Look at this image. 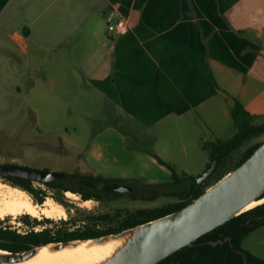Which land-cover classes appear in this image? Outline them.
I'll use <instances>...</instances> for the list:
<instances>
[{
  "label": "crops",
  "instance_id": "0c3cea01",
  "mask_svg": "<svg viewBox=\"0 0 264 264\" xmlns=\"http://www.w3.org/2000/svg\"><path fill=\"white\" fill-rule=\"evenodd\" d=\"M112 8L125 14L126 35L104 30ZM13 11L20 26L10 32ZM6 37L25 53L58 49L52 84L61 69L90 74L86 96L122 114L177 175L201 174L203 145L235 134L236 100L264 123V0H0L2 63Z\"/></svg>",
  "mask_w": 264,
  "mask_h": 264
},
{
  "label": "rangeland",
  "instance_id": "374dc122",
  "mask_svg": "<svg viewBox=\"0 0 264 264\" xmlns=\"http://www.w3.org/2000/svg\"><path fill=\"white\" fill-rule=\"evenodd\" d=\"M17 12H12L10 32L20 26ZM104 30L108 31L107 24ZM50 40L49 37L40 39L45 45ZM3 41L9 59L2 63L5 55L0 54V164L66 172L70 177L65 181L78 188H83L80 183L82 177L114 178L116 181H128L136 187V191L131 193L110 194L105 201L93 197L88 202L82 200L80 191L71 190L68 192L74 195H64L66 199L75 201L65 199L70 207L54 198L50 191L46 200L60 205L65 212L48 216L54 224L67 229L77 228V225L83 228L91 223L108 226L123 219L129 211L181 200V195L190 189L191 178L177 175L172 165H161L153 155V147L138 142L128 129L126 118L118 112H110L100 96H86L90 74L77 70L74 76H67V72L61 69L60 80L52 84L53 60L56 57V61L63 64L57 48H38L25 53L9 37ZM62 55L67 59L68 55ZM39 62L41 64L35 66ZM260 141H264V134L246 141L227 157L222 170L233 169L246 149ZM217 177L213 175L210 183L214 184ZM34 185L44 186L37 181ZM12 187L22 189L0 178L1 191ZM22 190L27 192L33 204L38 205L31 193ZM117 212V220H96L105 213L116 218ZM24 216L30 219L45 217L42 213L35 216L24 212L16 217L8 215L0 219V224L7 221L8 225L28 230L30 226H27ZM243 247L264 258V225L245 237Z\"/></svg>",
  "mask_w": 264,
  "mask_h": 264
},
{
  "label": "water",
  "instance_id": "95a60500",
  "mask_svg": "<svg viewBox=\"0 0 264 264\" xmlns=\"http://www.w3.org/2000/svg\"><path fill=\"white\" fill-rule=\"evenodd\" d=\"M220 158L221 154H218L197 177L198 183L205 181L214 173ZM0 175L52 182L65 178L67 173L20 164H0ZM130 189L131 187L118 188L120 191ZM263 194L264 142L239 166L178 210L98 237L49 242L22 251L0 248V264H18L46 246L50 248L85 246L95 249L97 255L91 264H158L183 247L194 245L204 234L264 203ZM254 201L258 203L248 208ZM226 240L231 241V237L211 243L216 245ZM245 262L247 264L246 256Z\"/></svg>",
  "mask_w": 264,
  "mask_h": 264
},
{
  "label": "trees",
  "instance_id": "16d2710c",
  "mask_svg": "<svg viewBox=\"0 0 264 264\" xmlns=\"http://www.w3.org/2000/svg\"><path fill=\"white\" fill-rule=\"evenodd\" d=\"M231 116L236 128L235 134L230 138L217 139L203 145V148L209 151L212 160L218 154H221L216 170L202 183H198L197 181V177L200 174L198 176H189L192 181L190 189L181 195L179 202L129 211L124 215L118 227L98 228L97 223H93L92 225H87L86 228L78 229L76 232L60 228L56 234L52 232V229L44 231L32 230L26 234H21L11 229L0 228V248L22 251L49 242L98 237L153 220L188 205L212 185L210 179L213 175H218L217 182L226 173L244 162L264 142L260 141L251 145L246 149L233 169L223 171L222 168L225 165L226 159L233 151L241 147L246 141L264 134V123H254L252 114L239 100H236ZM153 155L160 162H163L155 152H153ZM211 162L208 163L207 167ZM100 180V177H94L91 181L99 182ZM84 198H92V195L84 194ZM99 217L107 218L109 216L100 215ZM262 219H264V203L241 213L204 234L195 241L194 245L183 247L158 264H246L245 256L247 264H264V258L255 255L243 247L245 237L258 226L264 225V220ZM25 220L31 223L29 217ZM226 237H231V241L226 240L224 243L216 245L211 243V241L224 240Z\"/></svg>",
  "mask_w": 264,
  "mask_h": 264
},
{
  "label": "flooded vegetation",
  "instance_id": "af4514ba",
  "mask_svg": "<svg viewBox=\"0 0 264 264\" xmlns=\"http://www.w3.org/2000/svg\"><path fill=\"white\" fill-rule=\"evenodd\" d=\"M70 177L69 173H67V176L63 179H59V180H54L52 182H41L42 185L44 186H37L34 185V183L36 181H32V180H28L26 178L23 177H17V176H1L0 178L9 181L11 184L20 187L26 191H28L29 193H31V195L36 199L38 205L41 207L45 204V202L47 201L46 199L49 197L48 192L52 191L54 193V198H56L58 201L60 202H64L63 205H67L68 207H70V204H67V200L64 195H67L69 192L73 190L74 192H78L80 191L81 194V198L83 201L88 202L89 199L91 198H84V194H90L93 197H96L97 199L101 200V201H105L108 196L111 194H116V195H121L124 193H131L133 191H136V187L128 182V181H116L114 178L110 179V178H101V180L99 182H92L91 180L93 179V177H82L80 179V183L83 185V188H78L75 187L73 185H70L69 183H67L65 180H67ZM38 182V181H37ZM8 185V184H5ZM119 187H131L130 190H126V191H120L118 190ZM69 197V195H67ZM66 199V201H65ZM70 202H75L73 200H68ZM119 212H117L115 214L116 218H114L113 214L110 213H105L102 215H108L109 217L107 218H101V217H97L96 220L99 221L101 220L102 222H111L114 219L117 220ZM28 216H24V221H26L25 219H27ZM4 219V218H3ZM94 219V218H92ZM122 222V218L119 221H116L115 223H111L108 224V226H102L99 223H97V227L98 228H106V227H118ZM27 226H30V229H25L22 230L20 229L17 225H8L7 221H3L0 224V228L2 229H11L14 230L18 233L21 234H26L32 230L34 231H44V230H49L52 229V232L54 234L57 233V231L61 228L59 225H56L52 222V220L45 215V217H40L39 219L33 218L31 219V223L27 222ZM93 223H91L90 225H92ZM79 225H77V228L75 227H69L67 228H63L62 229H67L69 231H73L76 232L78 231V229H82L78 227ZM87 226H84L83 228H86Z\"/></svg>",
  "mask_w": 264,
  "mask_h": 264
},
{
  "label": "bare ground",
  "instance_id": "6f19581e",
  "mask_svg": "<svg viewBox=\"0 0 264 264\" xmlns=\"http://www.w3.org/2000/svg\"><path fill=\"white\" fill-rule=\"evenodd\" d=\"M67 195L71 196L74 194L69 192ZM257 203L258 201H254L248 208L253 207ZM24 212L35 216L38 213H42L51 217L65 213L60 205L50 200H47L41 207L33 204L27 192L22 189L12 187L3 191L0 190V219L8 215L16 217ZM96 255L95 249L85 246L81 248H50L46 246L18 264H91Z\"/></svg>",
  "mask_w": 264,
  "mask_h": 264
},
{
  "label": "built area",
  "instance_id": "2783aa9c",
  "mask_svg": "<svg viewBox=\"0 0 264 264\" xmlns=\"http://www.w3.org/2000/svg\"><path fill=\"white\" fill-rule=\"evenodd\" d=\"M107 29L110 35L119 37L129 32L127 18L119 9L112 8L106 15Z\"/></svg>",
  "mask_w": 264,
  "mask_h": 264
}]
</instances>
